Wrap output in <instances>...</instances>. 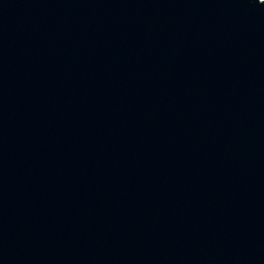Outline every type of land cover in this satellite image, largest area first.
Returning <instances> with one entry per match:
<instances>
[{"label":"water","instance_id":"1","mask_svg":"<svg viewBox=\"0 0 264 264\" xmlns=\"http://www.w3.org/2000/svg\"><path fill=\"white\" fill-rule=\"evenodd\" d=\"M0 264H264V0H0Z\"/></svg>","mask_w":264,"mask_h":264}]
</instances>
